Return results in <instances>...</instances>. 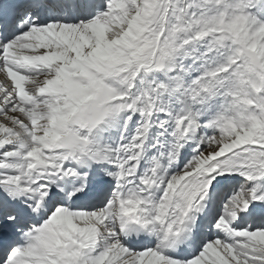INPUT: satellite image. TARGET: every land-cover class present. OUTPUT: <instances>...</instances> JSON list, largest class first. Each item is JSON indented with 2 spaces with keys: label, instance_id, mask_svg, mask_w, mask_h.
I'll list each match as a JSON object with an SVG mask.
<instances>
[{
  "label": "snow or ice",
  "instance_id": "1",
  "mask_svg": "<svg viewBox=\"0 0 264 264\" xmlns=\"http://www.w3.org/2000/svg\"><path fill=\"white\" fill-rule=\"evenodd\" d=\"M0 264H264V0H0Z\"/></svg>",
  "mask_w": 264,
  "mask_h": 264
}]
</instances>
